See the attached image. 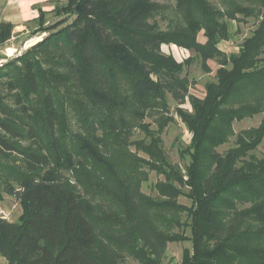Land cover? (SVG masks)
Listing matches in <instances>:
<instances>
[{
	"label": "trees",
	"instance_id": "16d2710c",
	"mask_svg": "<svg viewBox=\"0 0 264 264\" xmlns=\"http://www.w3.org/2000/svg\"><path fill=\"white\" fill-rule=\"evenodd\" d=\"M174 1L180 23L162 30L157 0H58L29 22L43 38L0 66V201L22 209L15 223L0 218L6 264H161L183 241L180 264H264V156H252L264 138V0ZM247 19L254 30L226 56L217 45ZM13 29L0 23V46ZM164 45L193 51L207 73L216 62L202 99L181 76L192 59L177 62ZM167 95L191 108L176 110L191 135L184 175L143 123L168 111ZM257 115L216 151L234 122ZM136 129L147 140H132ZM149 172L164 178L156 198L141 190ZM180 214L190 238L172 232Z\"/></svg>",
	"mask_w": 264,
	"mask_h": 264
},
{
	"label": "rangeland",
	"instance_id": "374dc122",
	"mask_svg": "<svg viewBox=\"0 0 264 264\" xmlns=\"http://www.w3.org/2000/svg\"><path fill=\"white\" fill-rule=\"evenodd\" d=\"M58 0H53L51 2L52 11L55 7V2ZM65 2L66 0H59ZM158 4L162 7L161 14L157 15L155 20L158 22L159 27L162 30H166L170 27L174 28L180 23V17L175 11V1L174 0H157ZM210 4L216 8L223 9V6L217 0H209ZM43 11V12H49ZM1 14V7H0ZM47 24L54 22L52 15H47L45 17ZM257 21L255 19H247L246 23L231 22L230 23V37L226 41H221L217 45V48L223 52L226 56L230 54H236L240 48L243 40L248 37L254 30ZM35 24H26L24 29V35H14L8 42L0 46V66L5 64L8 60H12L20 55H22L28 48L36 44L43 38L45 34L32 36L31 32L36 27ZM27 32H26V31ZM203 32L199 33L197 36V41L201 44L205 42V38L202 35ZM15 49L14 51L12 49ZM161 51L166 55H171L177 62H182L187 58L192 59V63L184 68L182 77H186L190 82L189 94L202 99L205 93V85L210 82L215 81V72L218 69V65L214 60L207 61V66L210 72L207 73L203 70L200 58L193 52L187 51L176 47L175 45H164L161 47ZM168 111L167 112H152L144 119L143 123L148 124L149 128L156 133L160 140L161 149L169 161V163L182 175L186 173V169L190 164V144L191 135L185 128L184 124L180 121L177 116V108H181L184 111L191 112V108L186 101L182 105H178L171 95H167ZM263 115H257L251 117L250 119H244L239 122L233 123V132L229 141L217 148L216 151L219 154H223L226 150L233 146L236 135L242 131L255 128L260 123ZM145 139L144 134L141 130L136 129L132 140H142ZM147 140V139H145ZM134 152V148H131ZM139 155L145 157L140 151ZM252 156L257 159H261L264 156V138L261 144L252 153ZM162 175H158L155 172L148 173V180L142 185V193L146 196L156 198L157 193L154 189V185L158 181H163ZM184 190V189H183ZM2 200L0 201V218H3L9 222H14L21 214V207L19 202L13 197L1 195ZM179 203L187 207L190 206L189 201L181 197L179 198ZM184 214H180L179 219L183 226L180 229L174 228L172 232H183L187 238H190V230L187 227L189 221H187ZM191 248V243L189 241H183L178 243H170L167 245L165 251L162 254L161 264H180L182 252L184 249ZM0 264H6L5 259L0 256ZM126 264H139L133 260H127Z\"/></svg>",
	"mask_w": 264,
	"mask_h": 264
},
{
	"label": "crops",
	"instance_id": "0c3cea01",
	"mask_svg": "<svg viewBox=\"0 0 264 264\" xmlns=\"http://www.w3.org/2000/svg\"><path fill=\"white\" fill-rule=\"evenodd\" d=\"M52 1L53 0H0V23L8 22L12 24L14 27L13 36L16 34L22 36L25 33V25L38 17L37 10L49 11L52 9ZM12 50L14 51L15 49L13 48Z\"/></svg>",
	"mask_w": 264,
	"mask_h": 264
}]
</instances>
